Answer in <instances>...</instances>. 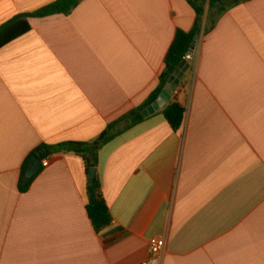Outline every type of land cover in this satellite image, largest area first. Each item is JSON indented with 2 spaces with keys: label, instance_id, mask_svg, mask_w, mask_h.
Here are the masks:
<instances>
[{
  "label": "crops",
  "instance_id": "0c3cea01",
  "mask_svg": "<svg viewBox=\"0 0 264 264\" xmlns=\"http://www.w3.org/2000/svg\"><path fill=\"white\" fill-rule=\"evenodd\" d=\"M55 1L0 0V27ZM206 19L164 106L184 108L180 129L162 108L99 152L111 224L98 233L80 158L47 157L23 193L21 173L40 146L93 142L142 106L194 10L82 0L0 48V264H141L152 238L161 264H264V0Z\"/></svg>",
  "mask_w": 264,
  "mask_h": 264
},
{
  "label": "trees",
  "instance_id": "16d2710c",
  "mask_svg": "<svg viewBox=\"0 0 264 264\" xmlns=\"http://www.w3.org/2000/svg\"><path fill=\"white\" fill-rule=\"evenodd\" d=\"M81 1L82 0H57L36 12L15 16L0 27V48L30 30L28 19L46 18L53 15H68ZM246 1L249 0H186L196 14L194 28L189 33L181 31L176 33L175 39L166 55L164 69L159 76L158 85L145 103L128 112L116 122L108 125L101 135L93 142H69L59 146H40L29 156L26 162L20 176L18 185L19 191L23 193L28 190L33 179L41 171L42 167L27 183H24L26 168L31 158L36 157L39 161H42L55 153L80 158L83 163L86 179V194L88 200L86 205L87 216L97 233L108 227L111 224V216L102 194L100 178L97 173L95 176H91L89 172L90 169L97 168L99 152L116 137L139 123H142L146 119L142 116V112L157 100L161 92L167 86L175 70L180 66L184 57L190 51L194 37L200 33L206 6L207 19L205 31H208L215 26L219 18L229 9ZM184 112V108L178 103L170 102L163 109L162 115L170 127L174 131H177L182 125Z\"/></svg>",
  "mask_w": 264,
  "mask_h": 264
},
{
  "label": "water",
  "instance_id": "95a60500",
  "mask_svg": "<svg viewBox=\"0 0 264 264\" xmlns=\"http://www.w3.org/2000/svg\"><path fill=\"white\" fill-rule=\"evenodd\" d=\"M196 41V37L193 40L192 46L190 48V53L192 54L194 51V44ZM189 69V63L186 60H183L180 66L175 70L173 75L171 76L167 86L165 89L161 92L157 100L148 108H146L142 112V116L147 118L156 112L160 111L167 102H169L171 95L173 94V91L179 83L181 82L184 74ZM41 168V161H39L36 157L31 158V160L28 163V166L26 168L25 177H24V183H27ZM91 176H95L96 174V168H92L89 170Z\"/></svg>",
  "mask_w": 264,
  "mask_h": 264
},
{
  "label": "built area",
  "instance_id": "2783aa9c",
  "mask_svg": "<svg viewBox=\"0 0 264 264\" xmlns=\"http://www.w3.org/2000/svg\"><path fill=\"white\" fill-rule=\"evenodd\" d=\"M185 60L190 63L193 61L191 53L185 56ZM178 94V89L175 88L172 96ZM49 165V158H45L41 161V167L46 168ZM165 247V242L161 238H152L149 241L148 257L141 264H161V256Z\"/></svg>",
  "mask_w": 264,
  "mask_h": 264
},
{
  "label": "rangeland",
  "instance_id": "374dc122",
  "mask_svg": "<svg viewBox=\"0 0 264 264\" xmlns=\"http://www.w3.org/2000/svg\"><path fill=\"white\" fill-rule=\"evenodd\" d=\"M205 14H207V6H206V8H205Z\"/></svg>",
  "mask_w": 264,
  "mask_h": 264
}]
</instances>
